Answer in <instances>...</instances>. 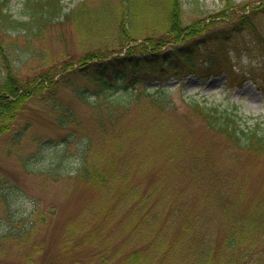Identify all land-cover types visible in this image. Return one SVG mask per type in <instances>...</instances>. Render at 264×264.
<instances>
[{
    "label": "rangeland",
    "instance_id": "obj_1",
    "mask_svg": "<svg viewBox=\"0 0 264 264\" xmlns=\"http://www.w3.org/2000/svg\"><path fill=\"white\" fill-rule=\"evenodd\" d=\"M24 1L10 0L11 12L21 19L26 18ZM80 1H86L91 6L108 1L112 7L122 2L63 0V12H69ZM181 1L185 24L205 19L203 23L213 22L208 30L223 29L234 16L228 11L226 16L215 17L214 21L213 17H208L221 9L225 0ZM232 1L243 3L251 0ZM251 3L257 5L259 1L252 0ZM256 18V33L246 29L224 40L222 49L212 47L210 50V62L231 70L232 75L228 76L226 72L201 75L180 67L175 73L174 69L169 71L165 84L169 90L165 93L173 100L174 107L166 117L172 119L182 141L187 140L186 150L182 151L184 156L176 159L177 163L175 159L170 161L172 169L163 164L164 176H157V169L152 167L135 175L134 189L137 193L130 192L126 199L119 201L111 198L107 201L105 188L91 189L87 183L76 180L72 175L54 179L46 172L57 169L66 173L80 166L77 150L86 144L83 135L99 133L96 118L100 114L109 122L113 116L107 113L119 112L118 121L123 126L132 130L138 127L137 132L146 131L149 120L159 113L150 106L149 93L144 86L108 95L95 115L96 104L105 97L104 93L98 91V86L77 77L76 84L89 93L80 95L72 88L60 90L58 100L64 108L72 110L76 118L74 123L66 126L54 124L52 115L42 102H30L19 116L15 130L0 136V191L4 194H0V234L18 228L27 218L35 224L26 230L27 235L21 234L12 240H4L1 234L0 264H129L128 258L135 251L163 245L171 241L174 234V238L181 236L179 227L171 228L169 221L173 206L186 204L193 211L199 208L210 210L206 202L208 199L197 191L207 186L205 178L199 181V189L184 188L189 179H185L181 172L190 163L187 149L191 146L208 147L216 170L231 173L237 178L247 175L244 182L247 196L241 209L254 198H264V157L243 151L237 160L231 161L226 155L225 139L209 129L190 109L191 102L198 100L229 110L237 106L246 126L257 119L264 120V13ZM156 23L157 20H153L147 24ZM10 32L13 36L5 38L3 47L11 65L20 70L22 77L49 67L66 46L70 53L78 51L79 54L80 46L101 45L111 37V34L98 36L96 34L100 31L97 30L90 39L83 38L70 24L53 25L44 38L34 43L33 48L47 54L46 60H38L25 46L20 27L12 28ZM201 64L202 61H199ZM4 71L5 63L0 57V75ZM243 75H246L247 81L238 85ZM152 85L157 86L158 83ZM128 102L131 105L125 109L124 104ZM76 123L78 125L73 126ZM17 132L22 135L19 140ZM146 142L142 144L150 146ZM208 219L212 227L211 239L217 245L226 227L222 218L214 213ZM247 238L256 244L249 264H264V230L257 233L251 231ZM248 245L246 243L244 248ZM160 258L157 257L154 264L168 263L166 259L163 263L157 262Z\"/></svg>",
    "mask_w": 264,
    "mask_h": 264
},
{
    "label": "trees",
    "instance_id": "obj_2",
    "mask_svg": "<svg viewBox=\"0 0 264 264\" xmlns=\"http://www.w3.org/2000/svg\"><path fill=\"white\" fill-rule=\"evenodd\" d=\"M121 1L113 7L108 1L96 6L80 1L69 12H63V0H25V19L11 12L10 0L0 1V57L5 63V71L0 75V136L15 130L19 116L30 102H42L52 115L54 124L66 126L74 123L76 118L72 110L64 108L58 97L63 88L88 95V90L76 84L77 77L98 86L104 93L105 97L96 104L95 115L104 99L116 91H131L144 86L149 93L150 106L159 115L149 120L146 131L139 128L137 132L138 127L132 130L123 126L118 121L119 112H108L113 116L109 122L100 114L96 118L99 133L83 135L86 144L77 150L80 166L66 173L57 169L46 172L54 179L72 175L91 189L105 188L107 201L111 198L120 201L126 199L130 192L137 193L134 189L135 175L144 173L147 167L156 168L157 176H164L166 171L162 165L172 169L170 161L175 159L177 163L176 159L184 156L182 151L186 150L187 140L182 141L172 119L166 117L174 107L173 100L165 93L169 90L165 85L169 71L174 69L175 73L180 67L201 75L224 72L232 75L231 70L210 62L211 48L222 49L224 40L246 29L256 33V17L264 13V0H258L260 3L257 5H253L252 0L243 3L225 0L224 6L208 17H213L214 21L215 17H224L229 11L234 15L232 20L229 19L230 23L223 29L208 30L213 22L203 23L205 19L184 23L181 0ZM153 20L157 23L147 24ZM64 23L74 26L83 38L90 39L97 30L100 32L96 35L104 37L111 34V37L101 45L80 46L79 54L77 50L70 53L66 46L49 67L22 77L20 70L11 65L3 47L5 38L13 36L10 30L20 27L31 56L46 60L47 54L33 48L34 43L44 38L51 26ZM199 61H202L201 65ZM246 80V75H243L238 85H243ZM154 82L159 83L158 86L152 85ZM128 103L124 104L125 109L130 107L131 103ZM190 109L209 129L225 139L226 155L231 161L237 160L243 151L264 157V120L257 119L246 126L237 106L229 110L198 100L191 102ZM20 137L21 133L17 132V140ZM142 142L150 143V146ZM187 151L190 163L181 173L189 180L184 188L199 189V181L205 178L207 186L197 191L208 199L210 210L199 208L193 211L186 204L173 206L169 221L171 228L179 227L181 236L174 238V234L172 240L163 245L135 251L128 258L129 264H154L159 256L161 258L157 262L163 263L166 259L167 264H249L256 244L247 237L251 231L264 230V198H254L252 204L241 209L247 196L244 185L247 175L237 178L231 173L216 170L208 147L191 146ZM0 194L4 195L1 191ZM211 213L221 217L226 227L217 245L211 239L212 227L208 219ZM21 223L18 228L2 232L4 240L27 235L26 230L35 224L29 218ZM246 243L249 245L244 248Z\"/></svg>",
    "mask_w": 264,
    "mask_h": 264
}]
</instances>
